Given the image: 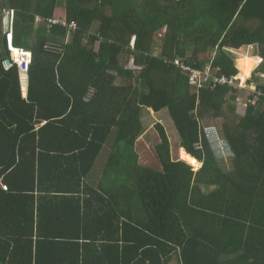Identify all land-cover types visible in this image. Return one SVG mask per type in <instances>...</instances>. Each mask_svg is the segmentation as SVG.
Here are the masks:
<instances>
[{"label": "trees", "instance_id": "trees-1", "mask_svg": "<svg viewBox=\"0 0 264 264\" xmlns=\"http://www.w3.org/2000/svg\"><path fill=\"white\" fill-rule=\"evenodd\" d=\"M4 8L14 45L32 52L26 84L6 65ZM244 46L264 61V0H0V264H264V84L240 113L243 89L195 91L172 62L231 76L229 49ZM254 62L238 63L244 78ZM144 107L168 110L180 158L156 123L158 165L142 161ZM207 117L224 120L230 168Z\"/></svg>", "mask_w": 264, "mask_h": 264}, {"label": "built area", "instance_id": "built-area-1", "mask_svg": "<svg viewBox=\"0 0 264 264\" xmlns=\"http://www.w3.org/2000/svg\"><path fill=\"white\" fill-rule=\"evenodd\" d=\"M3 15L5 20L4 21L5 32L7 33L9 45L12 50L11 59H9L10 64L7 65V68L12 66L13 64H17L21 70L22 81L23 79H26L28 81L29 66L32 61V52L24 48L12 47V41L14 35L15 10L4 8ZM41 22H42V18L40 16L36 17V27H38L41 24ZM47 24L49 27H53L57 25L67 26L69 28L67 34L69 37L70 35H72L74 31L77 30L78 27L76 23H68L62 20L61 18H55V17L48 18ZM15 51H18L19 53L15 54ZM45 51L50 52L52 54H61L64 51V45L54 40H48L45 43ZM172 62L177 67H179L180 70L188 77L189 83L191 87L194 88L195 91H200L201 89H205V88L215 90L218 88L219 85H228L234 88L235 90L244 89L247 87L244 86L243 79L239 77V74H234L231 76H227L225 74L220 75L217 72L218 69L214 67L211 63H207L204 67L198 68L186 62L185 59L182 57H176L175 59L172 60ZM130 66L133 69H137V66L134 63V61H131ZM252 81L253 80L250 78V81L248 83L253 84L254 82ZM262 83L264 84V82ZM94 93H95V88L92 87L86 96V100L89 101ZM258 94L262 95L263 93L260 91ZM238 100H241V98ZM0 186L5 190L8 189V185L5 184L3 181H0Z\"/></svg>", "mask_w": 264, "mask_h": 264}, {"label": "rangeland", "instance_id": "rangeland-1", "mask_svg": "<svg viewBox=\"0 0 264 264\" xmlns=\"http://www.w3.org/2000/svg\"><path fill=\"white\" fill-rule=\"evenodd\" d=\"M158 42L160 43V36L158 37ZM252 49L251 47H246V49H240L238 50L241 53H237L236 55L238 56V60H237V65L238 63H240L241 59H243L242 57L245 56V54L248 55L249 50ZM237 51V50H236ZM254 51L255 54L259 53V49L257 47L254 46ZM258 58L256 65L259 64V66L257 67V69L254 67L251 70V74L249 75L248 78H244L242 75L241 76L244 81L243 84L244 86H247L246 88H244L242 91H240L238 94L241 98V100H237L235 103V106H238V110L240 113H244L245 112V103L248 99V95L249 93L252 91H256L257 88H255L253 85H257V83H259L260 81L264 82V61H262V59L259 60V56L256 57V59ZM255 65V62H254ZM262 65V66H261ZM240 74H241V70H240ZM256 74V79L255 81L253 80L252 83H248L250 81V78L253 79L254 75ZM262 77V78H260ZM247 91V92H246ZM166 115H169V112L166 111L165 112ZM239 116H241L239 114ZM158 118H153V117H147L146 121V126L145 129L146 132L144 131V133L139 137V142L141 144V149H142V161L145 162V164L148 165H153V166H157V160H156V154H155V146L160 142V138L158 136V133L156 131V123H161L163 122V124L165 125V128L167 130L168 136L170 138V142H171V148H172V156L174 155L175 158H180L179 156V150L180 149V136L179 133L177 132L174 122L172 120V117L170 116L169 118L167 116H163L161 118V120H159V122H157ZM223 118H211V117H207L204 120V125L207 126H211V132H210V136L211 133H216V129H218L219 126H221L222 122H223ZM217 127V128H216ZM146 133V134H145ZM211 140L215 146V148L218 151V156L219 159L221 160V162L223 163V166H225L226 168H230V162H231V157H230V151L224 141V138H222V136H215V137H211ZM173 156V157H174ZM106 160H107V151L104 150L100 157L97 159L95 167L93 169V171L90 173L88 181H90L91 183H98V181L100 180L105 164H106ZM195 169V167H194ZM196 170V169H195Z\"/></svg>", "mask_w": 264, "mask_h": 264}, {"label": "crops", "instance_id": "crops-1", "mask_svg": "<svg viewBox=\"0 0 264 264\" xmlns=\"http://www.w3.org/2000/svg\"><path fill=\"white\" fill-rule=\"evenodd\" d=\"M246 47L248 48V46H244V47H241V48H239V49H232L230 52H231V54L233 55V57L235 58V62H236V66H237V68H238V70H239V75H241L240 74V68L238 67V65H237V60L239 59L238 58V56L236 55L237 53L239 54V53H241V52H239L238 50H240V49H246ZM159 48V45H157L156 46V52H160V50L158 49ZM251 48L252 49H250L249 50V53H248V55L247 54H245V56H243L242 58H247V57H253V58H255V65L253 66L254 67V70H255V68L257 69V67L259 66V64H257L256 65V62H257V60H258V58L256 59V57H258L259 56V60L260 59H262V61H263V58L262 57H260V53H258V54H255V51H254V46H251ZM237 50V51H236ZM238 58V59H237ZM237 59V60H236ZM264 63V62H263ZM262 66V65H261ZM252 67V68H253ZM251 74V73H250ZM240 77V76H239ZM242 78V77H241ZM248 78V77H247ZM166 111H168L167 109H163V110H161V111H158V112H156V111H154L152 108H149V107H144L143 108V110H142V122H143V125H144V131L146 132V130L147 129H145V126L147 125L146 124V119H147V117L149 118V117H153V118H158L157 119V122H159V120H161V118L163 117V116H167L168 118L170 117L169 115H166ZM162 124H163V122H161ZM155 124H156V122H155ZM164 125V124H163ZM165 126V125H164ZM167 128V127H166ZM205 128L208 130V133H209V136H210V130H211V126H207V125H205ZM219 133V132H218ZM146 134V133H145ZM215 136H219L217 133H211V136H210V138L212 137H215ZM213 143V142H212ZM214 145V144H213ZM215 147V146H214ZM138 149H139V151H140V154L142 153V149H141V144H140V142H139V140H138ZM216 149V148H215ZM217 150V149H216ZM103 152V151H102ZM218 153V152H217ZM101 155V154H100ZM108 155V154H107ZM219 155V154H218ZM174 156V155H173ZM179 156H180V150H179ZM100 157V156H99ZM98 157V158H99ZM141 157H142V154H141ZM174 158H175V156H174ZM201 166H202V163H201ZM200 166V167H201ZM199 167V168H200ZM198 168V169H199ZM198 169H196V170H198Z\"/></svg>", "mask_w": 264, "mask_h": 264}, {"label": "clouds", "instance_id": "clouds-1", "mask_svg": "<svg viewBox=\"0 0 264 264\" xmlns=\"http://www.w3.org/2000/svg\"><path fill=\"white\" fill-rule=\"evenodd\" d=\"M7 41H8V37H7ZM12 47L13 48H21V47H16L15 45H14V35H13V41H12ZM8 49H9V51H10V56H11V52H12V50H11V47H10V45H9V41H8ZM232 49H229V51H231ZM10 61V60H9ZM7 65V64H6ZM253 86H255V85H253ZM256 88H257V85H256ZM195 170V169H194Z\"/></svg>", "mask_w": 264, "mask_h": 264}, {"label": "water", "instance_id": "water-1", "mask_svg": "<svg viewBox=\"0 0 264 264\" xmlns=\"http://www.w3.org/2000/svg\"><path fill=\"white\" fill-rule=\"evenodd\" d=\"M6 64L9 65L10 64V61L9 60H6ZM28 81L26 79H23L22 83L23 84H26ZM256 88V86H254Z\"/></svg>", "mask_w": 264, "mask_h": 264}, {"label": "bare ground", "instance_id": "bare-ground-1", "mask_svg": "<svg viewBox=\"0 0 264 264\" xmlns=\"http://www.w3.org/2000/svg\"><path fill=\"white\" fill-rule=\"evenodd\" d=\"M241 77V76H240ZM243 79V78H242ZM243 81H244V79H243Z\"/></svg>", "mask_w": 264, "mask_h": 264}]
</instances>
